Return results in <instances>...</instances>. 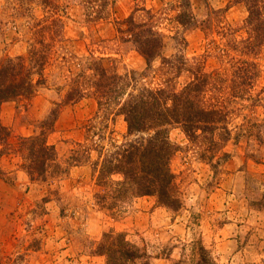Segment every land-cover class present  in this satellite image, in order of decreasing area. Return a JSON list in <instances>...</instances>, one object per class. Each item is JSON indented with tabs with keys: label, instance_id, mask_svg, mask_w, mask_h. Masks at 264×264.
Listing matches in <instances>:
<instances>
[{
	"label": "rangeland",
	"instance_id": "rangeland-1",
	"mask_svg": "<svg viewBox=\"0 0 264 264\" xmlns=\"http://www.w3.org/2000/svg\"><path fill=\"white\" fill-rule=\"evenodd\" d=\"M110 2L98 19L96 7L85 0H0V60L27 57L38 41L47 54L44 85L31 98L8 102L14 107L6 126L12 133L8 154L17 168L9 170L7 159L0 163V180L11 192L0 202V264H105L95 251L109 231L124 234L151 264H264L262 108L252 111L249 101H236L229 133L218 130L209 138L219 143L210 160L201 156L208 149L206 142L192 144L179 127L169 128L177 211L148 196L126 198L111 208V194L97 183L93 170L129 138L124 117L98 106L100 97L89 83L95 80L94 66L123 78L120 103L143 87L163 86L167 78L181 90L190 81L182 62L187 64L184 69L200 65L209 73L229 68L226 42L246 37L245 6L230 0H187L188 7L182 0ZM184 11L182 21L177 15ZM130 16L161 37L159 57L151 62L148 77L139 78L146 61L126 41L129 36L117 31L127 28ZM228 53L239 57L230 49ZM255 62L262 73L253 94L264 88V56ZM132 72L136 83L129 80ZM73 82L89 86L79 101L63 105ZM219 95L209 90L204 101H217ZM57 107L60 113L46 139L54 145L64 173L31 182L15 153L17 138L43 131L41 122ZM121 179L114 174L102 181Z\"/></svg>",
	"mask_w": 264,
	"mask_h": 264
},
{
	"label": "trees",
	"instance_id": "trees-1",
	"mask_svg": "<svg viewBox=\"0 0 264 264\" xmlns=\"http://www.w3.org/2000/svg\"><path fill=\"white\" fill-rule=\"evenodd\" d=\"M188 7L187 0H182ZM235 4H243L247 11L244 21L246 37L240 41L228 38L225 48V58L229 68L219 72H204L198 65L196 68L182 71L190 75V81L181 89L175 90L172 78H167L159 88L143 87L130 95V98L120 103V94L125 92L126 84L117 74L107 75L106 70L94 66L95 80L89 83L95 87L99 108L105 111L114 110L116 115H122L127 125V136L124 143L110 151L101 163L97 183L107 187L111 194V208L115 204H122L126 198L154 197L159 206L177 211L180 201L174 194V175L170 171L169 163L175 148L169 142L168 130L179 127L192 144H208V149L201 156L210 160L219 146L217 141L209 139L218 130L229 133L230 116L237 111L236 101H249V109L262 108L264 112V88L253 94L255 82L260 78L261 65L255 60L264 56V0H230ZM96 7V16L100 19L103 10L111 5L110 0H85ZM186 11L179 13V19H185ZM133 17L126 22L127 28L117 30L119 34L129 36L126 41L135 45L136 49L146 61V69L139 78L148 77L151 62L159 57L162 47L161 37L152 31L146 23H135ZM192 22L190 23V25ZM230 30V29H228ZM227 37L230 34H227ZM33 53L27 57L18 56L14 59L0 60V107L3 103L17 98H31L39 87L44 85V65L47 54L42 49V42H35ZM238 53V59L230 57L228 51ZM245 57V58H244ZM174 59V58H173ZM33 61V64H32ZM172 60L165 61L170 64ZM174 65L168 66L172 70ZM180 73L179 70L175 71ZM132 72L130 82L136 83L137 77ZM75 85V87H74ZM162 85V84H161ZM89 84L73 82L67 93L63 105L76 103L84 97L83 90ZM136 86V84H135ZM219 92L217 101H204L207 91ZM244 108V107H243ZM110 112V111H108ZM59 107L53 108L41 122L45 129L30 137H18L17 152L20 155L21 168L29 180L44 182L48 176L64 173L57 159L54 145L47 143V134L53 130L59 115ZM11 131L3 125L0 119V158L12 151L9 140ZM74 159V156H73ZM114 174L121 176L120 181L103 182V178ZM4 172L0 168V179ZM100 200H105L101 198ZM95 254L105 258V264H151L148 258L136 246L125 240L122 233L109 231L102 234ZM208 263V262H207ZM197 264H204L199 261Z\"/></svg>",
	"mask_w": 264,
	"mask_h": 264
},
{
	"label": "crops",
	"instance_id": "crops-1",
	"mask_svg": "<svg viewBox=\"0 0 264 264\" xmlns=\"http://www.w3.org/2000/svg\"><path fill=\"white\" fill-rule=\"evenodd\" d=\"M13 108L14 107L11 106V103H8V102L7 103H3L1 105V107H0V119H1V121L3 123V125L7 126L8 124H10V121H11L10 117H12L13 113H14L13 112ZM11 135H12V133H11ZM9 155L10 154H8L7 157L6 156H2L0 158V163L4 159H7L8 164H10L9 165V170H11V169H15L16 170L17 167L15 166L16 165L15 164V159L11 158V156H9ZM5 189H7L5 183L2 180H0V202L1 201H6L7 194H9V193L11 194V192L6 191Z\"/></svg>",
	"mask_w": 264,
	"mask_h": 264
}]
</instances>
